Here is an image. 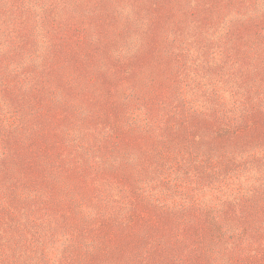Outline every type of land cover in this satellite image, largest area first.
Here are the masks:
<instances>
[{
	"label": "rangeland",
	"instance_id": "374dc122",
	"mask_svg": "<svg viewBox=\"0 0 264 264\" xmlns=\"http://www.w3.org/2000/svg\"><path fill=\"white\" fill-rule=\"evenodd\" d=\"M263 120L264 0H0V264H264Z\"/></svg>",
	"mask_w": 264,
	"mask_h": 264
},
{
	"label": "trees",
	"instance_id": "16d2710c",
	"mask_svg": "<svg viewBox=\"0 0 264 264\" xmlns=\"http://www.w3.org/2000/svg\"><path fill=\"white\" fill-rule=\"evenodd\" d=\"M105 90V89H104ZM105 92H106V90H105ZM53 112L52 111H50V110H48V114H52ZM260 129L262 130V131H264V120L262 121V123L260 124ZM39 138H37L36 140H34V141H32V143L30 144L29 143V147L31 146V148H33L34 150H35V153L36 154H38V156L39 157H41V156H43V157H45V156H47V154H46V152H45V146H49L50 148H51V146H52V143L53 142H57V138H58V135L55 133V132H53V133H51V134H39ZM47 140H49V141H53V142H47ZM31 142V141H30ZM29 147L27 148V150L29 149ZM27 154H25V156H26ZM27 157V156H26ZM26 157H24V158H22V162H21V165L20 166H25V164H24V161H25V159H26ZM43 162V161H42ZM23 163V164H22ZM35 165L36 166H34L33 168H31V169H28V170H23V169H21V167L20 168H18L17 170H14V169H7L8 171H7V177L10 179V180H14V176H15V171H18V172H20V173H22L23 175L24 174H26V176L27 177H29V175L28 174H33L32 172L33 171H31V170H34V175L35 176H37L38 175V177H40L41 178V176H42V169H44V164L42 165V163L39 161V162H35ZM21 169V170H20ZM26 169V168H25ZM30 171V172H29ZM29 172V173H28ZM39 178V179H40ZM208 234V233H207ZM205 237H207V236H205ZM128 239V238H127ZM124 240V239H120V240H118V245H119V247L121 248V249H123V250H126L125 251V253L123 254V257L125 258V259H127V258H129V256L131 255V254H128L127 253V250L131 247V242L129 241V240ZM207 239V238H206ZM209 239H210V237H209ZM130 251V250H129ZM115 253L113 252V253H111V255L113 256ZM165 254V253H164ZM166 256H167V259H166V261L164 262V263H162V264H179L178 262H177V260L175 259V257H176V253H172V252H167V254H165ZM192 263V262H191ZM193 264V263H192Z\"/></svg>",
	"mask_w": 264,
	"mask_h": 264
}]
</instances>
